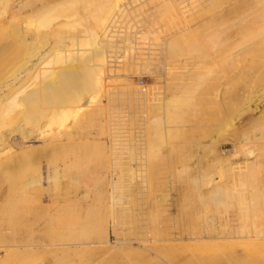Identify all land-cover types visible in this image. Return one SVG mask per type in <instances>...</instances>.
Here are the masks:
<instances>
[{
  "label": "rangeland",
  "instance_id": "374dc122",
  "mask_svg": "<svg viewBox=\"0 0 264 264\" xmlns=\"http://www.w3.org/2000/svg\"><path fill=\"white\" fill-rule=\"evenodd\" d=\"M167 1L146 0L145 3L139 6L143 7L141 10L135 11L132 14L125 16V20L120 24V43L118 44L119 48H117L119 57L116 56L119 59V63L117 62L116 57L110 59H113V61L117 62L118 68H116L111 73H116V75L118 76L116 78H106V81L108 82V84H110L109 82L112 79H116V84H118L121 88L128 86V88L130 89H125L123 92L119 91V93H117L113 99V104L110 106H106V109L103 112L104 114H102L103 118L100 117V123L102 122L100 125V127L102 128L100 129L102 131L101 133L103 147L100 150H95L93 148L94 146L91 145L93 147L89 146V149L84 148L86 151L84 150L83 152L82 150L83 154L81 155V150H76L77 148L74 149L73 146H66L65 148H63L66 149L63 152L62 147L47 149L45 148V144L43 145V143H37L33 145L36 147H33L34 152L32 151L28 153L27 156L24 155V160L23 162H19L20 165L17 164L18 167L17 165L9 168L6 167V170L4 169V172L0 171V245L14 243V241L17 242L18 240L28 236V234L32 231L36 232L38 237H35L39 238L38 240L41 244L47 245L48 243L47 247L41 246L42 248L40 247L35 252L30 253H25V249H23V253L22 249L14 248L11 250L10 258L8 257L7 260L1 262L0 264H242V261H244L243 253L245 252V247L243 245V242L241 240L229 239L232 236L237 235V230L240 229L242 225H244L245 215L242 212L243 210H237V208H239V204L230 201L231 208L227 209L228 212L227 214H225L224 210L226 206H221L220 209H217L214 198L212 196L218 191H227L228 189V191H230V194H233V192L235 193L236 189L240 188L234 181L232 172H230L229 168H227L230 166H228L227 160L225 158L228 157L227 159H229V157H231L229 155H232V151L234 149L232 143L236 140V138L238 139L242 132L245 130V128L243 129V127L249 125L250 122H252L249 120L250 117L247 116L245 117L246 120L245 118L240 120L244 121V126L242 122L238 121L236 123V128L242 130V132L238 129H235L238 132L233 130L235 132L234 133L233 131H231L232 129H229L228 120L230 118L229 115L231 114L232 94L229 90L228 93L226 89L229 88L225 87H227L226 83L230 74L229 70L231 68V65L229 64L230 62H228V59L225 60V56L220 55V52L222 50V54L226 55L225 53H227V51H229L230 47L232 46L231 42L220 43L215 38L214 41L216 40L217 43L219 42L218 44H216L215 42L212 43L213 45L208 44L206 46V44L204 43L203 46H205L206 48H202L201 46L196 44L194 48L196 51L192 50L194 47L193 44L195 43L191 42L190 45L192 49L190 48V46L188 48L189 50L191 49L192 52L188 51V53L191 55L194 53L193 55H195V57H192L197 59V62H199V58L197 57L201 54H204V56L207 55V57L205 58H208L209 56V60L207 59V61L205 58L202 60L200 59L199 64L204 61L201 63L203 67L198 66L196 70H193L192 67L194 65V62L192 60L191 63L186 59L184 60V58H180L181 62L184 60L188 63H191H183L184 66H187L186 71L189 70V74L186 71H182L185 70L184 66L183 68H181L183 64L179 67L178 65H175L176 61H174L173 66H175V68L177 67V70L174 71V78H176L177 80L175 81V83L177 82L176 85L181 83L182 81H186L188 77L190 78L188 80L193 79V82L196 83V75L204 78L203 85L199 87L201 88L199 89V91L197 89V93L196 90L194 92L191 91V93L187 92V96H183L184 98L187 97L186 100L182 97V100L179 101V104L177 105L179 109H177V112H175L173 114L174 116H172L174 117V123H169V125L173 124L178 125L179 128L182 127V130L165 133L168 137H166L165 134H162V139H158L160 140V142L158 143V141L152 140L154 142L150 146H146V144L147 142L148 144L151 143H149V141H151V138H146L143 142H141L140 148L137 147L134 151L132 149V152L131 150H126V148L128 147H125L124 151L123 149L120 150L121 145L119 144L128 142L131 132L134 131L135 128L141 126V121L143 120H141V118L139 117L140 113L147 110L145 101H140L138 95H140V92L150 87L152 89H157L163 95L164 93L166 94L167 70L169 67V63L165 61L163 62L164 64L161 62H157L158 64L155 63L157 67H154V65H145L143 68H141L139 65L131 63V60L127 59V57L129 55H137V52H145L142 49L147 46L143 45L142 43L148 42L144 39L146 36V32L150 34V38L156 37V39H159L161 41L165 36L164 34L169 31L168 29L172 28L171 22L173 27L176 25H181L180 27H182V21H186V19L188 18V22L190 21L189 23L192 22L193 24V21L196 22L195 19H197V13L199 12L201 5L205 6L207 4V7L209 5H212V9L210 8L211 10L209 8H206L208 12H211L227 0H216L218 3L217 5L215 4L216 1L214 2V0H208L209 2H206V0H201L202 2L200 0H175V2L171 0ZM124 2L125 0H119V6H121V4H123ZM141 2L142 0H138V3ZM147 5H156L157 7H155V13L149 20L150 23L145 25L141 21L143 20L144 16L151 13V11H146L147 8L145 6ZM196 7H198V9ZM183 9L184 12H182ZM190 9H195L193 10L194 12H196L195 15L193 14V11H190ZM183 13L185 15H183ZM190 13L191 16L189 15ZM188 15L190 16V18ZM180 18L181 21H179ZM214 22L215 21L211 23L212 25H208L210 26L209 29L208 26L206 27L207 29H203V32L208 33V30H210L211 27H213V31H215V29H218V27H220V24H222L221 21H219L217 24L216 22ZM169 24L171 27L167 26ZM215 24L217 28H215ZM136 31L141 32L137 34L136 37L141 43V45H139L138 47L142 49L130 50L128 48L129 43L124 41L125 33ZM261 36H263V34H261ZM193 37H191L187 42L182 40V42L180 43L184 44L186 42L184 45L186 46L187 44L188 46V43H190V41L195 42L192 39ZM208 48L210 50L209 52L206 51L208 50ZM214 49H218L217 52L220 53H218L219 56ZM130 52L135 53L131 54ZM214 52L216 53L215 55L213 54ZM262 53L260 52L259 54ZM196 54L198 56H196ZM212 55L214 56L213 58ZM221 56L222 58H220ZM258 56H260V58L262 59L264 57V54ZM260 58L257 62L259 64ZM195 59L194 61H196ZM223 59L224 61H221ZM211 61H213V64ZM219 61L221 63H219ZM138 62H140V60ZM254 62L256 63V61ZM215 63H217L218 65ZM257 63L252 65L260 66ZM204 66L208 70H206ZM153 67L156 69H154ZM189 67H191L192 70ZM208 67H214V70L211 71H214L215 73H212ZM200 68H204V71ZM227 68L228 70H226ZM256 69H258L257 66ZM193 71H197L196 73L194 72V75L196 74L195 76L192 74ZM206 71L209 75L211 74V77L209 75L207 76ZM184 74H186V76H183ZM226 75H228L227 78ZM249 75L250 74H248L247 77L245 76V78H243L242 83L244 81L247 82V78H252V76ZM215 78L217 79L215 80ZM208 79L212 81L210 82ZM239 83L235 84L236 86L233 90L238 91L242 88L241 82ZM206 85H208L209 87ZM224 92H227L226 95ZM104 98L105 97L102 98V101L103 103L105 102V104H107V99ZM205 98H207V100ZM216 98L218 100H216ZM183 103L187 104L182 105ZM192 103L195 105L193 106ZM182 106L187 107H185L184 110ZM194 108L195 110L192 111L191 109ZM186 109L189 111H186ZM69 113L72 114L71 111H69ZM73 115L74 114H72L71 117V115L69 114L68 117L71 118L72 121L71 122L69 119L68 120L70 122L67 121L68 130L71 132H69L68 135L71 134L69 137L76 139V132H72V130L75 131V129H73V127L69 128L73 125L75 126V124H72L75 123V121L73 120V117L75 118V116ZM259 115L260 114L256 112H254V114L252 115L250 114L252 120H254L255 117V119H257ZM211 116L213 119L211 118ZM89 117H79L77 119L75 118V120H77L78 122H76V125H81L79 127L75 126V128L77 127L76 131L81 127L77 132L79 138L82 135V137H85L88 132L91 134H95L97 132V130H95V125L100 123H97V120H93L92 117V119L90 120ZM92 121H94L95 125ZM138 123L140 124L138 125ZM238 123H241L242 126L239 124V127H237ZM193 125L198 126L199 132L196 131L197 133L194 132L193 134V131H190L191 126V129H193ZM213 126L216 130L214 129L212 131V128H214ZM217 126L218 129L222 131H218ZM57 127L58 126L54 125V130L57 129ZM115 130L117 131V134L113 135L112 132ZM80 131L82 133H85L78 134L80 133ZM240 132L241 134L239 135ZM89 133L87 134V136L91 135ZM173 133L178 134L175 135ZM205 133L208 136H206ZM216 133L218 134V136ZM73 135L74 137H72ZM142 135L146 136L145 134ZM170 135L175 136L171 137ZM113 137H115L114 141H112ZM200 140H202V142H200ZM113 142H115V144L117 145L116 147L112 145ZM155 142H157L158 144L156 145ZM193 142L198 144L200 142V144L203 145H201L203 150L202 148H198L199 151L196 150V145L198 144H194ZM174 144L177 146H174ZM70 147H72V151L69 150ZM172 148H174V151H180H178V153L177 151L174 152ZM73 149L75 150V152ZM164 149L165 151H163ZM76 151H78V153ZM97 151H99V153H97ZM138 151L140 152L138 153ZM72 152L75 153L76 158H78L79 156V161L73 158L74 155L72 154L74 153ZM70 153H72L71 158ZM41 154L43 158H41ZM43 154H45V156ZM67 154L69 155V159L67 158ZM124 156L128 157L130 161L133 160V158L134 160L131 161L132 163L130 161L128 163L129 159ZM161 156H164L165 160L164 157L163 159L160 158ZM80 157H82L83 161ZM71 159H74L76 163H80V166H62V161L64 162L66 160L65 162H67ZM126 159L128 160L126 161ZM136 160L138 161L135 162ZM221 160H223V162H226L227 165ZM81 161L83 162V165ZM242 161L243 160H241L240 162ZM86 162L87 164H85ZM174 162L176 163L174 164ZM215 162H222L223 164H217ZM218 165H220V168ZM135 167L138 168V170ZM138 173L141 175H139ZM230 181H234L232 182V185ZM138 183L143 185H139ZM234 183H236V186L234 185ZM234 186L235 191L233 189ZM158 190H160V192ZM114 197L116 199L113 202ZM235 198V201H237V197ZM160 199L162 202L160 201ZM232 200H234L233 196ZM236 205H238V207ZM155 207L158 208V210ZM159 208L161 209L159 210ZM161 213H163L164 215ZM204 215L210 217L212 216L213 218L216 215L221 217L218 221V217L216 216L214 218V220H216L214 221V224L216 225L219 232L223 234L224 238L227 237L226 239L220 242L210 240H189L187 242L188 239H186L184 242H182V244L181 242L177 241L179 244L174 243L176 245L173 246H167L169 242L164 243L160 241L161 239H166L170 236L178 237L179 234H181V232L185 230V228L186 231L190 227L191 228L189 230H193L194 228H196V225L199 224L198 221H200L204 217ZM167 218H169V222ZM46 221L48 223L50 222L51 224L47 226L48 223ZM45 223H47L46 226ZM201 223L202 221L200 222V224ZM106 231L113 232L111 235V241L115 242L117 238H121L125 241L132 242L134 246L131 250H126L127 252H124L123 254L115 251L117 249L115 246L114 249H111L112 251H109V248L107 249L106 247L102 248V246H85L84 248L80 247L77 253L75 250V253H73L68 252V250L65 249L68 248L69 244H80V241H82V243H86L87 241L91 242V240H96ZM44 241L47 243H45ZM141 243L142 246H145V244L151 245H146L145 248H138V245ZM153 243L156 246L151 247ZM6 255L5 252L0 251L1 258H4ZM236 255H238L236 261L233 260L234 262H231L232 257ZM192 258H194V260L189 261L192 260ZM241 258H243V260ZM239 259L240 261H238ZM186 261H188V263Z\"/></svg>",
  "mask_w": 264,
  "mask_h": 264
},
{
  "label": "bare ground",
  "instance_id": "6f19581e",
  "mask_svg": "<svg viewBox=\"0 0 264 264\" xmlns=\"http://www.w3.org/2000/svg\"><path fill=\"white\" fill-rule=\"evenodd\" d=\"M145 1L146 0H142L141 3H138V0H125V2L121 4V6H119V0H0V171L1 172H4V169L6 170V167L7 168L14 167L17 164L20 165L19 162H23L24 160L23 156L24 155L27 156L28 153L32 152L33 147H35L33 145L37 143H41V144L43 143V145L45 144V148L47 149L48 148L53 149L59 147L60 148L62 147L63 149L66 146H73L74 149L77 148L76 150L78 149L79 151L81 150V155L83 154L82 150L84 152L85 150L84 148L89 149L88 147L91 145L94 146L91 147H93L95 150H100L103 147L102 133H101L102 131L100 129L102 128L100 127L102 122L100 123V117L103 118L102 114H104L103 112L105 111L106 106H110L113 104V99L115 95L119 93V91L123 92L125 89L128 90L130 89L128 88V86L121 88L118 84H116L115 81L116 79H112L109 82L110 84H108V82L106 81V78H116L118 76L116 75V73H111V72L114 71L116 68H118L117 62L119 59L117 57H119L118 55L119 52H117V48H119L118 44L120 43L119 41L120 24L123 23V21L125 20V16L132 14L135 11L141 10L143 7H139V6L145 3ZM171 1L175 2V0H171ZM207 1L208 0H206V2ZM215 1L216 0H214V2ZM217 1L215 3L216 5L218 4ZM205 6L201 5L199 12L197 13V17H196L197 19H195L196 22L193 21V24L192 22L189 23L190 22V21L188 22L189 19L188 18L186 19L183 16L185 15L184 13L182 16L186 19V21H182L183 22L182 27H180L181 25L180 26L176 25L173 27L172 22L170 20L172 28L168 29L169 31H167V33L164 34L165 36L162 38L161 41L159 39H156V37L150 38V34L146 32L145 33L146 36L144 39L145 41L148 42L142 43L143 45L147 46L143 49L138 47L139 45H141V43L138 41V38L136 37L137 34L141 33L140 31L125 33L124 41L129 43L128 48L130 50L142 49L145 51L143 53L137 52V55L136 54L132 56L129 55L128 56L129 58L127 57V59L131 60V63L139 65L141 68H143L145 65H154L155 67L156 64L160 62L163 63L166 61L169 63L168 64L169 67L167 70L166 94L164 93L163 95L157 89H152L150 87L151 89L150 88L145 89L142 92H140V95H138L140 101H145L147 110L140 113L139 117L141 118V120H143L141 121V126L135 128L134 131L131 132L130 139L128 140V142L119 144L121 145L120 150L123 149L124 151L125 147H128L126 148V150H131L132 152V149L134 151L137 147L140 148L141 142H143L146 138L147 139L151 138V141H149V143L150 142L151 143L148 144L147 142L146 144V146L147 145L150 146L155 140L158 141L159 143L160 140L158 139L159 138L162 139L161 138L162 134L169 133L172 131L176 132L178 130H182V127L179 128L178 125H173V124L169 125V123L170 124L171 122L174 123L173 121L174 117L172 116H174L173 114L177 112V109H179L177 105L179 104V101L182 100V97L187 96L186 94L187 92L191 93V91L194 92L196 90L197 93V89L199 91V89H201L199 87L203 85L204 78L201 76H197L196 74H195L196 76L194 75V72L196 73L198 71L197 70V71H193L192 73L195 76L197 83L193 82L192 78H191L192 80H188L190 79L188 77V79L186 78L187 79L186 81H182L181 83L176 85L177 82L175 83V81L177 80L176 78H174V71L177 70L176 69L177 67L175 68V66H173L174 61H176L175 65L176 66L178 65L180 67L184 62H186L184 61L185 59L188 62H191L192 60L194 62L192 69L196 70L198 66L201 67L202 66L201 63L204 62L202 61L199 64L200 59L201 60L204 59L205 57H207V55L204 56V54L200 53L201 55L198 56L196 54V56H198L197 58H199V62H197V59L194 58L195 57V55H193L194 53L192 55L188 53V51H191L192 49L190 45L191 42L195 43L193 44L194 47L192 50H195L194 48L196 44L201 46L202 48L205 47L203 46L204 43L206 44V46L208 44L213 45L212 43L216 42V40L214 41L215 38L220 43L231 42L232 46L230 47L229 51L225 53L226 51L224 50L225 51L224 53L226 55L222 54V50L220 54L219 52H217L218 49L216 50L214 49L217 52V54L219 53L220 55L225 56L226 59L225 58L224 59L225 60L228 59L229 60L228 62H230L229 64L231 65V68L229 70L230 74L229 76L226 75V78L228 76V79L226 83L227 87H225V88H229L226 90L227 92L228 90L231 91L230 93L232 94L231 114L229 115L230 117L228 120L229 124L228 123L227 124L229 125V129H232L231 131H233L235 129H238L236 128V123L238 121L243 123L244 121H240V120L244 119L247 116L250 117V119L249 118L248 119L252 122H250V124L248 123L249 125L243 127V129L245 128L243 132L242 130L238 129L239 131L242 132V134L240 132L239 133V135L241 134L240 137L238 139L236 138V140L232 143L234 149L232 151V155L231 154L229 155L231 157H229V159H227L228 157L225 158L227 160L228 166H230L227 168H229L230 172H232V177L234 181L237 183L238 187L240 188L236 189L235 191L234 188L236 186L235 185L236 183H234L235 186L233 187V189L235 193L233 192V194H230V191H228L229 190L228 189L227 191L226 190L218 191L212 196L214 198V202L217 209H220L221 206L222 207L226 206L224 210L225 214H227L228 212L227 209L231 208L230 201L239 204V208H237V210L238 209L243 210L242 212L245 215L244 225L241 224L242 227H240V229L237 230V235L229 238L233 240H241L243 242V245L245 247L244 251L246 252V254L245 252L243 253L244 261H242V264H264V57L261 59L260 56H258L264 54L262 53L264 52V33H263L264 32V0H227L226 2L220 4L219 7H217L211 12H208L206 8L212 9V5H209L207 7L206 4ZM145 7L147 8L146 11H151V13L144 16L141 22L147 25L148 23H150L149 20L154 15L155 13L154 10H156L155 7L157 6L147 5ZM196 8L198 9V7ZM195 9H190V11H193ZM182 12H184V9ZM195 13L196 12H194L193 14L195 15ZM189 15L191 16V13ZM217 20L222 22V24L219 23L220 27H218V29H215V31H213V27H211L212 30L211 29L208 30L209 31L208 33L203 32V29H205L213 21L216 22ZM179 21H181V18ZM219 21H217L216 24ZM216 24H215V28H217ZM167 26L171 27L170 24ZM209 27L210 26H208V29ZM261 34H263V36H261ZM191 37H193L192 39L195 42L190 41V43H188V46L187 44L185 46L184 44L187 41H189ZM182 40L186 42L185 43L183 42L184 44L180 43L182 42ZM218 43L216 42V44ZM189 46L191 48L190 50L188 48ZM206 51L209 52L210 51L209 48ZM260 52L262 54H259ZM130 53L134 54L135 52L134 53L130 52ZM138 54L140 57L138 56ZM213 54L215 55L216 53L214 52ZM115 57L117 59V62L113 61V59L110 60L111 58H115ZM213 57L214 56L212 55V58ZM180 58H184V60L181 62ZM220 58H222V56ZM259 58H260V64L257 63ZM194 59L196 61H194ZM205 59L209 60V56L208 58ZM224 59L221 61H224ZM139 60L140 62H138ZM254 61H256V63L259 64L260 66L258 65L253 66L252 64H256ZM188 62L184 64H187ZM211 62L213 64V61ZM219 63L221 62L219 61ZM184 64L182 65L181 68H183ZM185 66H184L185 70H182L183 72H185L187 69V66L186 67ZM256 66L258 67V69H256ZM189 68L191 69V67ZM213 68L212 67L209 68L210 71L214 70ZM201 70L204 71V68ZM206 70L208 69L206 68ZM226 70H228V68ZM186 74H184L183 76H186ZM206 74L207 76L209 75L208 72ZM248 74H250L249 76H252V78L250 79L247 78L249 80L246 79L247 82L244 81L242 83L243 78H245V76L247 77ZM190 75H191V71H190ZM216 79L217 78H215V80ZM239 82H241L242 88L238 91L233 90L234 87L236 86L235 84ZM103 97L107 99L106 100L107 104H105V102L103 103L102 101ZM186 98L183 97V99L185 100ZM205 99L207 100V98ZM216 100L218 99L216 98ZM185 104L183 103L182 105ZM194 105L195 104H193V106ZM185 107H183L184 110ZM68 110L71 111L72 114H74L73 116H75L76 119L79 117L84 118L89 116H90L89 117L90 120L92 118L93 120L96 119L97 123L100 124L96 123L97 125H95L94 121L92 122L96 126L95 130H97V132L96 133L94 132L95 134H91L88 132L91 135L87 136L88 134L87 133L85 137H82L83 136L82 135L79 138L77 132L78 129H80L81 127L78 128L77 131L76 128L81 125L79 124L77 126L76 124L78 122L73 117L75 123L72 124H75V126L77 127L75 128V126L73 125L69 128L73 127V129H75V131H73L72 129L70 130H72V132H76L75 133L76 139L69 137L71 134L68 135L70 131L68 130L67 127L68 124L67 121L68 122L71 121V118L68 117L69 114L72 117V114L69 113ZM191 110L193 111L195 110V108ZM186 111L189 110L186 109ZM254 112L259 113L260 115L257 117V119H255L256 117L254 116L255 118L254 120H252L250 114L252 115L254 114ZM139 124L140 123H138V125ZM239 124L242 126L241 123H238L237 127H239ZM54 125L58 126L57 129L55 130L53 128ZM191 127H190V131H193V134L194 132L197 133L196 131L199 132L197 125H193V129H191ZM214 129L215 127L212 128V131ZM218 131H222V130L218 129ZM84 133L80 131V133L78 134H84ZM112 134L116 135L117 131L116 130L113 131ZM142 134H145L146 136ZM72 137H74V135ZM114 138L115 137H113L112 141L115 140ZM200 142H202V140H200ZM200 142L199 144L193 142L194 144H198L200 146L199 147L198 145H196L197 146L196 150H198V148H202L201 147L202 144H200ZM155 143L156 145L158 144L157 142ZM112 145L115 147L117 146L115 142H113ZM177 145L174 144V146ZM71 148L72 147L69 148L70 151H72ZM173 149L174 148H172V150ZM64 150L66 149H63V152ZM163 151H165V149ZM76 152L78 153V151ZM139 152L140 151H138V153ZM72 153H70V158L72 157L71 156ZM97 153H99V151H97ZM43 155L45 156V154ZM72 155H74L73 158L79 161L78 159L79 154L77 155L78 158H76L75 153ZM68 157L69 155L67 154V158ZM163 157L161 156L160 158L163 159ZM41 158H43L42 154H41ZM80 158L82 160V157ZM129 158H130V154H129ZM128 159H126V161ZM138 160H136L135 162H137ZM241 160L243 161L240 162ZM68 161L65 163L62 161L61 163L63 164L62 166L65 167L80 166V163L78 162L76 163L74 159ZM129 161L130 159L128 160V163ZM221 161L223 162V160ZM222 162H215V163L217 164L226 163V162L223 163ZM175 163L176 162H174V164ZM85 164H87V162ZM218 166L220 168V165ZM136 169L138 170V168ZM232 182L231 185L233 184ZM139 185H143V184H139ZM158 191L160 192V190ZM232 196L234 200H232ZM235 197H237L238 199L237 201H235L236 200ZM115 199L116 198L114 197L113 202ZM236 206L238 207V205ZM156 209L158 210V208ZM160 209L161 208H159V210ZM216 216H214V218ZM217 217L219 221V218L221 217L219 216ZM214 218L212 216L210 217L204 215V217L200 221H198L199 224H197L196 228H194L193 230L192 229L189 230L191 228L190 227L186 231L185 228V230L183 229L184 231H182L181 234H179V236L177 235L178 237L170 236L169 238L161 239L160 241L164 243L169 242L167 246L176 245L174 243L179 244L178 242H181L182 244V242H184L186 239H188L187 242L189 240H194V241L210 240L217 242L223 241L227 237L224 238L223 234L219 232L216 225L214 224L215 223L214 221H216L214 220ZM167 219L169 222V218ZM201 221L202 223L200 224ZM47 223H45V226ZM50 224L51 223L49 222L47 226H49ZM112 233H113L112 231L111 232L106 231L96 240L93 241L91 240V242L87 241L86 243L85 242L82 243V241H80V244L78 243L69 244L68 248L65 247L64 248L67 249L68 252L75 253L74 252L75 250L77 253L80 247L84 248L85 246L86 247L102 246V248L104 247H106L107 249L109 248L108 249L109 251H112L111 249H114L115 246L117 248L115 251H117L120 254H123L124 252H127L128 250L132 249V247L134 246L132 242L125 241L121 238H117L115 242L111 241ZM35 236H37L36 232L32 231L31 233L28 234V236L18 240L17 242L14 241V243L0 245V251L5 252V255L7 254L4 258H1L0 256V263L7 260L8 257L10 258L11 250L14 248L22 249V250L25 249V253L26 252L30 253V252H35L41 246L43 247L48 246V243L45 241L44 242L47 243V245L41 244L40 241L38 240L39 238H37L38 236L37 237ZM146 245L148 244L142 246L141 243L138 245L139 247L138 246L137 247L145 248ZM153 246L156 245H154L153 243L151 247ZM237 256L238 255L233 256L231 262H234L233 260L236 261ZM241 259L243 260V258ZM193 260L194 258H192V260L189 261H193ZM238 261H240V259ZM186 262L188 263V261Z\"/></svg>",
  "mask_w": 264,
  "mask_h": 264
}]
</instances>
